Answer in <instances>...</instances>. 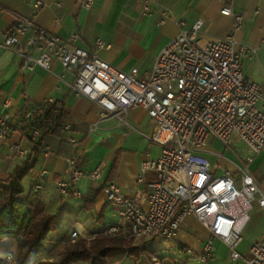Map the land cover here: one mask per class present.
I'll return each mask as SVG.
<instances>
[{
	"label": "built area",
	"instance_id": "1",
	"mask_svg": "<svg viewBox=\"0 0 264 264\" xmlns=\"http://www.w3.org/2000/svg\"><path fill=\"white\" fill-rule=\"evenodd\" d=\"M134 1L143 15L152 14L151 0ZM83 3L88 9L93 0ZM41 6V2L35 3L36 10ZM221 14L233 18L234 32L240 29V15L229 7H224ZM166 16L163 13L162 23ZM202 25L203 20L197 19L190 29L180 30L158 53L145 75L137 68L124 72L98 57L96 51L110 49L104 41L96 39L94 51L83 50L74 45L76 34L61 38L38 26L33 17L17 19L4 32L3 46L19 56L23 69L50 71L52 63H58L73 75V94L98 106L100 120L113 117L122 121L128 111L142 109L153 124L148 140L160 147V153L154 159L146 154L137 175V182L147 187L146 206L129 198L118 185L105 183V201L116 207L120 219V223L107 226L105 233H126L137 241H174L185 218L192 216L227 247L231 261L236 262L242 258L237 248L251 218L253 202L264 209L261 183L249 170L264 148V91L242 71L243 59L253 55L254 49L239 42L234 34L201 45ZM7 107L5 101L2 108ZM8 118L5 111L0 113L1 140L16 133ZM69 131L67 125L62 132ZM30 136L33 146H37L41 131L33 129ZM212 141L239 157L235 173L215 175L205 157ZM67 143L73 146L76 140L69 136ZM236 144L244 146L248 154L241 156ZM41 146L47 154L48 148ZM10 151L20 158L28 155L20 142L12 143ZM65 162L67 176L56 182L63 196L81 198L79 183L84 179L98 182L102 177L100 165L84 171L74 158ZM41 190L39 184L33 192ZM78 236V231L71 233V238ZM181 250L187 255L192 253L187 247ZM211 257L209 239L198 258L207 263ZM12 259V255L6 257L7 261ZM245 262L264 264V238L250 246Z\"/></svg>",
	"mask_w": 264,
	"mask_h": 264
},
{
	"label": "crops",
	"instance_id": "2",
	"mask_svg": "<svg viewBox=\"0 0 264 264\" xmlns=\"http://www.w3.org/2000/svg\"><path fill=\"white\" fill-rule=\"evenodd\" d=\"M37 1L42 3L38 10L35 9ZM83 1L0 0V113L5 111L16 128V133L10 138L0 139V181L7 180L13 170L25 161V158L10 151V146L20 142L21 147L29 152L31 146L26 133L36 108L48 101H57L63 105L72 121L67 135L62 133L60 138H44L43 145L48 148V153L39 155L34 169L23 181V185L25 181L29 183L28 192L40 184L39 204L45 213L58 215L60 230L49 232L42 245L44 251L62 238L68 224L73 223L71 231H78L80 235L91 233L90 229L83 227L84 216L88 213L96 220L104 208V227L93 232H100L106 226L117 223L107 222L106 210L109 208L114 215H118L116 207L105 201L102 192L105 183L118 185L129 198L145 207L147 187L137 182L139 166L146 154L152 159L158 157L160 147L148 140L153 132V124L142 109L128 111L122 121L113 117L100 120L98 106L73 94L70 89L73 75L65 72L58 63L53 62L50 71L38 67L32 71L21 68L19 56L3 46L4 32L17 19L33 17L38 26L64 39L76 34L74 45L86 51H94L95 40L100 39L109 44L110 49L96 51L98 57L124 72L137 68L141 75L150 72L158 53L180 30H188L197 19H202L201 45L234 34L239 42L254 49L253 55L243 59L242 71L245 78L257 82L264 91V0H151L150 16L143 15L140 5L134 0H93L88 9ZM224 7H229L234 14L242 17L238 31L234 32L233 18L221 14ZM163 13L167 18L162 23ZM5 101H8V107L3 109ZM69 136L76 140L75 145L67 143ZM94 138L101 140V147L107 143L106 147L101 151H98V147L95 148L97 150H90L95 143ZM213 142L207 147L205 157L210 162V157L216 155V163L211 165L215 175L222 162L226 166L220 175L226 171L235 173L236 161L212 151L210 145ZM236 147L241 156L248 154L244 146L236 144ZM89 152L92 154L86 158L85 154ZM67 158H74L78 168L84 171L97 165L103 169L97 183H87L86 179L79 183L81 198L63 196L56 186L57 181L67 176ZM91 158L94 162L89 163ZM114 161L116 166L111 171ZM251 164L249 170L264 191V148ZM86 201L91 206L90 210L83 209ZM76 225L79 228L76 229ZM189 227L201 231V238L187 234L185 230ZM243 236L247 238L249 248L255 241L264 238V209L256 201L252 205L251 218L243 228L242 241ZM211 238L194 217L188 216L171 247L179 251L187 247L199 253ZM8 255H12L16 263L20 261L22 249L16 239L4 238L0 242V259L4 260V264L11 263L6 260ZM44 259L42 252L30 258L29 264H37Z\"/></svg>",
	"mask_w": 264,
	"mask_h": 264
},
{
	"label": "trees",
	"instance_id": "3",
	"mask_svg": "<svg viewBox=\"0 0 264 264\" xmlns=\"http://www.w3.org/2000/svg\"><path fill=\"white\" fill-rule=\"evenodd\" d=\"M72 121L65 113L63 105L57 101L46 102L36 108L34 117L29 120L26 138L30 143V150L25 161L17 166L7 180L0 181V242L4 238L16 239L22 249L20 264H26L30 258L45 254V259L37 264H109L108 258L114 254H125L127 257L138 259L143 247H133L135 241L126 233L109 235L106 227L100 232H91L88 236L79 235L71 238V233L65 232L49 250H43V243L50 231H59L58 215L45 213L38 202L40 192L34 193L33 188L25 193L24 179L34 169L42 151L43 140L47 136L60 138L65 126L71 127ZM39 129L41 136L38 145L33 146L31 132ZM114 161L111 171L115 168ZM69 196V195H65ZM93 202V201H90ZM83 209L90 210L88 201ZM104 210V208H103ZM103 210L97 216V221L103 222ZM113 225V224H111ZM110 226V225H109ZM91 238L90 240H87ZM149 242V241H146ZM0 264L4 260L0 259Z\"/></svg>",
	"mask_w": 264,
	"mask_h": 264
},
{
	"label": "rangeland",
	"instance_id": "4",
	"mask_svg": "<svg viewBox=\"0 0 264 264\" xmlns=\"http://www.w3.org/2000/svg\"><path fill=\"white\" fill-rule=\"evenodd\" d=\"M24 120L26 121V114H24ZM68 132H65V135H67ZM64 135V137H65ZM94 137V135H92ZM94 144L93 147L90 150L95 149L98 147V151H101L105 146L101 147V140H98L94 138ZM108 142V141H107ZM99 143V145L97 144ZM237 148V147H236ZM95 149V150H97ZM210 149L214 151L215 153H223L225 157L231 158L233 161H236L235 163L238 164V156L234 155L229 149L225 148L221 143L215 141L210 145ZM106 150V149H105ZM92 153H86L85 157L88 155L90 156ZM237 156V157H236ZM87 158V157H86ZM94 162L93 158H91L90 162ZM211 165L214 166L216 163V155L210 157ZM225 163H221L218 167L217 176H220L221 171L225 169ZM252 164L250 165L251 168ZM103 174V173H102ZM83 181V180H82ZM87 183L88 180H85ZM92 184H95L97 182H90ZM24 190L25 193H28L29 191V183L24 182ZM80 201L82 199H79ZM91 214H86L84 216L85 226L83 227L88 228L91 230V232L95 230L102 229L104 226L102 223L98 222L97 220H93L91 218ZM106 217L107 222H117L120 223V219L114 215L111 212V209L109 208L106 210ZM116 224V223H115ZM73 226V223L68 224L65 232L72 233L74 231H71V228ZM82 227V226H81ZM75 228H79L78 225L75 226ZM68 232V233H69ZM187 234L194 235L196 239L201 238V231L195 230L192 227H189L185 230ZM80 235V233H79ZM83 236H88L87 234H82ZM244 240L240 243L237 250L242 256L238 261L232 262L230 259V252L227 249V247L222 244L220 241L213 240L211 238L210 240L213 241L212 243V259H210L207 263H203L199 260V254L195 249H191L192 253L189 255H186L183 251L176 250L171 247L173 241H163L160 239H157L155 241H137L135 240L132 243L133 247H143V251L138 259L127 257L125 254H114L111 257L108 258L109 264H246L245 258L248 256V250H249V242L247 241V238L243 236ZM174 243V242H173ZM10 264H20V261L18 260L16 263V260L12 259ZM26 264H29L27 262ZM84 264H88V262H85Z\"/></svg>",
	"mask_w": 264,
	"mask_h": 264
}]
</instances>
